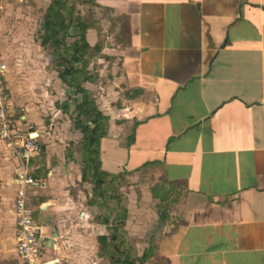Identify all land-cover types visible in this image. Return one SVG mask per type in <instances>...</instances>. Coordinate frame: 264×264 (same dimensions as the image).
<instances>
[{"label": "crops", "instance_id": "crops-1", "mask_svg": "<svg viewBox=\"0 0 264 264\" xmlns=\"http://www.w3.org/2000/svg\"><path fill=\"white\" fill-rule=\"evenodd\" d=\"M34 2L39 8L43 0ZM93 3L76 6L97 24L85 32L88 44L101 42L88 63L96 78L83 87L107 128L84 156L93 178L111 177L110 186L124 178L128 186L124 201L107 210V199L119 200L113 185L109 198L96 197L66 151L71 136L65 146L55 142L60 132L51 120L69 119L59 106L53 112L48 101L49 115L30 102L13 107L23 110L16 129L39 145L29 158L35 183L27 204L42 256L97 264L96 237L109 227L102 218L123 207L135 255L151 249L134 264H264V0ZM8 63L12 102L22 87ZM67 93L61 84L51 100L61 105ZM16 168L0 142V264H20L11 212Z\"/></svg>", "mask_w": 264, "mask_h": 264}, {"label": "trees", "instance_id": "trees-1", "mask_svg": "<svg viewBox=\"0 0 264 264\" xmlns=\"http://www.w3.org/2000/svg\"><path fill=\"white\" fill-rule=\"evenodd\" d=\"M77 4L90 6L94 3L93 0H49L39 23L38 39L39 45L50 51L57 77L68 90L69 101L64 103L63 110L68 113L72 127L79 134L77 144L81 177L92 184L96 197L103 198V194H106L109 198L112 178H93L84 156H90L98 147L99 139L106 133L107 117L97 108L93 94L83 87L84 82L96 78V73L89 74L87 67L93 56L98 55L101 42L97 39L93 45H89L86 41V30L91 27L97 30V24L90 13L81 16ZM124 219L123 207L120 215L110 220L108 217L102 218V222L109 227L106 234L96 237L97 252L99 257L107 259L108 264L141 263L151 256L150 248L143 249L139 256L135 255V249L123 229Z\"/></svg>", "mask_w": 264, "mask_h": 264}, {"label": "rangeland", "instance_id": "rangeland-1", "mask_svg": "<svg viewBox=\"0 0 264 264\" xmlns=\"http://www.w3.org/2000/svg\"><path fill=\"white\" fill-rule=\"evenodd\" d=\"M37 3L39 4V2ZM48 3L49 0H43L42 4L37 8L38 6H36L34 0H0V4H2L0 9V62L5 65L1 79L5 93L8 95L7 105L12 121L13 119H17L20 113L22 114L23 112V110H19L18 108V111H13L12 108L24 107V104L28 102H30V104L34 103L37 105V108L39 106L38 109L44 108V111L49 115L52 108L49 109L51 105L49 108H47L46 105L48 104V101H52L54 102L52 104L53 112H56L59 106L60 112L65 113L63 108L66 100L61 101V105L58 100H51L54 96H57V90L59 88L61 89L62 83H56L57 73L55 66L52 63L51 53L48 49H44L39 45L38 39V27L44 11L41 10V8L44 7L45 9ZM78 11H80L79 7ZM93 12L95 13L94 10ZM8 62H12L10 66L11 69L12 67H15L13 75L14 79L11 80L12 83L19 84L22 87L19 89L21 96L18 98H15L14 96L13 98L11 97L13 99H11L12 102L8 100L10 99L7 89L8 83L4 80L7 66H9ZM93 65L95 66H93L92 69L87 67L88 73H95L97 71L96 64ZM18 67L20 68L19 70ZM24 84L30 86H25ZM25 98L26 100H24ZM19 99H21L20 103ZM42 113L44 112L42 111ZM65 114L68 116V113ZM61 117L62 118L57 117L50 122L54 126H57L58 132H60V140L55 139V142L59 145L61 144L65 146V143H67L71 136L72 141L66 151H69V154L71 155L73 154L74 162H76L80 159L77 144L79 134L74 131L72 123L68 118L63 115ZM12 123L14 124V122ZM53 125L51 127L48 125L47 131H51ZM71 131L72 135L69 133ZM114 182L115 181L112 182L114 189L111 191L113 195H116V197L119 198V200L117 199L114 201L107 199V210L109 209V205L110 208H112L114 203H116V205L118 202L122 203L125 198L124 191L126 186H128L125 179L123 178L120 182L116 181L117 185L115 184V186ZM120 187L122 188L120 189ZM97 264H108V261L106 258L102 257Z\"/></svg>", "mask_w": 264, "mask_h": 264}, {"label": "built area", "instance_id": "built-area-1", "mask_svg": "<svg viewBox=\"0 0 264 264\" xmlns=\"http://www.w3.org/2000/svg\"><path fill=\"white\" fill-rule=\"evenodd\" d=\"M2 4H0V9ZM5 65L0 62V142L11 151L17 168L14 179L17 183L11 206L15 225V251L20 264H58L56 257L44 258V243L39 225L33 220L32 210L27 204V189L35 183L30 174L29 158L38 152L39 145L29 133H20L11 120L1 75Z\"/></svg>", "mask_w": 264, "mask_h": 264}, {"label": "bare ground", "instance_id": "bare-ground-1", "mask_svg": "<svg viewBox=\"0 0 264 264\" xmlns=\"http://www.w3.org/2000/svg\"><path fill=\"white\" fill-rule=\"evenodd\" d=\"M31 137H33V136L31 135Z\"/></svg>", "mask_w": 264, "mask_h": 264}]
</instances>
